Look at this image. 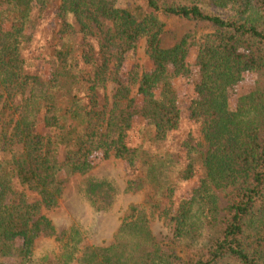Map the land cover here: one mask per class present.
Returning <instances> with one entry per match:
<instances>
[{
  "label": "trees",
  "instance_id": "trees-1",
  "mask_svg": "<svg viewBox=\"0 0 264 264\" xmlns=\"http://www.w3.org/2000/svg\"><path fill=\"white\" fill-rule=\"evenodd\" d=\"M49 1L0 0V264H264V0H58L62 35L43 79L25 73L23 52ZM142 38L148 67L123 82ZM191 45L187 118L200 138L182 141L181 154L130 146L137 120L152 145L177 130L176 80L191 75ZM248 73L253 87L231 102ZM108 80L117 86L102 102ZM95 158L124 161L140 172L128 187L145 188L106 246L92 244L83 225L57 234L41 213L76 176H86L83 200L111 207L112 182L90 176ZM194 178L173 208L179 185ZM226 190L221 208L216 191ZM153 214L171 225L167 244L151 231ZM45 239L55 248L38 252Z\"/></svg>",
  "mask_w": 264,
  "mask_h": 264
},
{
  "label": "rangeland",
  "instance_id": "rangeland-1",
  "mask_svg": "<svg viewBox=\"0 0 264 264\" xmlns=\"http://www.w3.org/2000/svg\"><path fill=\"white\" fill-rule=\"evenodd\" d=\"M58 0H51L47 3L46 7L36 14L37 23L36 30L31 43L24 49L23 56L25 61V73L29 75H37L43 79H47L51 72V57L59 45L61 39L62 24L58 17ZM108 26H104L107 28ZM185 31H189L194 39L199 37L198 31L186 27ZM90 44H95L92 41ZM93 44V45H94ZM196 47L190 46L188 63L191 69V75L188 78H180L176 80L178 93H179V107L181 109L180 123L176 131L170 134L165 143L160 145H152L149 142L151 128L145 122L137 120L129 134L130 146H142L145 150L153 152L154 149H168L175 153H182L180 144L182 141L190 138L194 144L200 138L199 126L187 118V107L190 100L194 97L193 84L196 80L197 68L195 66ZM92 57V56H91ZM90 64V62H88ZM84 75L89 74L91 67L87 62H81ZM137 67L138 72L143 68L148 67V57L146 54V40L140 39L137 43V49L134 56L127 60L123 67L122 80L128 81L131 70ZM254 75L248 73L244 76L243 80L234 87L231 91V102L244 92H248L253 87ZM87 86V83L84 84ZM116 84L108 80L105 89L98 90V97L100 101L104 98L112 97ZM131 96L135 97L137 103L140 104V98L137 95L136 86L132 85ZM85 100L86 92L80 96ZM1 107V104H0ZM1 109V108H0ZM2 118V117H1ZM96 176L95 178H106L112 182L115 188V199L109 209L101 208L98 205L90 206L87 201L83 200L79 192L78 186L86 176L73 177L67 183L62 197L59 200L57 207L52 210L42 209L41 213L47 216L55 227L56 233L59 234L71 224L83 225L84 230L87 231L88 237L92 244L97 246H106L113 242V236L121 224L122 220L129 216V206L132 204H140L145 196V188L132 189L129 188V183H137L133 181L140 176V172L135 168H130L122 160L108 159L102 160L99 158L94 159L93 169L90 174ZM89 176V175H88ZM196 184V178L193 180L182 183L178 187V191L173 198L174 206L178 203L179 199L190 191ZM219 198V206L225 207L228 200L226 191H216ZM169 207V204L168 206ZM151 231L159 242L168 243L172 230L171 225L167 219L159 217L157 214L151 216L150 223ZM83 229V228H82ZM55 239H45L37 244L38 252L42 250H51L55 248ZM6 264H11V260H6Z\"/></svg>",
  "mask_w": 264,
  "mask_h": 264
}]
</instances>
